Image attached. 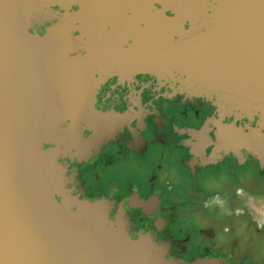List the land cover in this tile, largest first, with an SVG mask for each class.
<instances>
[{
	"label": "water",
	"instance_id": "1",
	"mask_svg": "<svg viewBox=\"0 0 264 264\" xmlns=\"http://www.w3.org/2000/svg\"><path fill=\"white\" fill-rule=\"evenodd\" d=\"M136 6L130 0H0V264H178L149 235L132 238L121 216L110 218L106 200L74 195L60 162L73 150L83 154L79 145L97 149L121 118L94 106L114 69L99 67L98 50L108 45L84 24L91 19L96 32L104 31L99 12L120 7L127 14ZM140 6L156 36L152 31L140 45L134 39L127 49L116 44L120 52L146 57L129 64L108 54L113 65L177 79L180 92L246 118L244 126L218 122L215 148H243L264 164V0ZM47 42L57 43L55 57L45 53ZM49 65L53 73L41 91L37 73ZM84 130L91 135L84 137ZM69 135L75 144L66 142Z\"/></svg>",
	"mask_w": 264,
	"mask_h": 264
},
{
	"label": "flooded vegetation",
	"instance_id": "2",
	"mask_svg": "<svg viewBox=\"0 0 264 264\" xmlns=\"http://www.w3.org/2000/svg\"><path fill=\"white\" fill-rule=\"evenodd\" d=\"M130 2L137 4L125 9L132 13L123 14L120 8L116 19L115 28L123 36L120 42L124 49L134 39L138 45L145 44L152 31V37L156 36V28L142 14L140 5L147 0ZM155 7L160 8L158 4ZM166 15L170 13L166 11ZM46 26L48 23L36 33L42 35ZM101 26L106 29L104 34H113L114 25ZM114 42L101 40L103 45ZM98 61L101 69L114 70L100 84L94 106L100 112L119 115V127L97 149L84 150L80 155L73 150L60 158L66 168L67 187L80 199L106 200L110 218L121 216L132 238L149 235L158 245L166 246V256L178 264H233L229 260L233 254L221 257L204 244L220 247L229 241L235 246L238 239L233 237V230L246 224L242 233L245 250L239 258L242 264H256L258 242H264L258 236L264 233V164L243 148H215L218 122L244 126L249 121L222 114L213 100L180 92L177 79L136 71L127 64L113 65L108 54L100 55ZM206 116L210 120L203 125ZM176 118L199 122L202 128L198 132H174L172 122ZM255 121L250 125L254 126ZM83 135L88 137L91 132L84 130ZM180 152H185L187 158L180 159ZM154 156L165 162L162 167L166 169L147 185L139 178L144 171L136 169L135 164L142 161L146 166ZM107 184L112 186L108 188ZM175 194L184 200L178 207L182 212H176V204L173 208L167 205ZM185 210H195L194 216L205 224L197 236L180 234L179 217ZM200 247L206 250L200 251Z\"/></svg>",
	"mask_w": 264,
	"mask_h": 264
},
{
	"label": "rangeland",
	"instance_id": "3",
	"mask_svg": "<svg viewBox=\"0 0 264 264\" xmlns=\"http://www.w3.org/2000/svg\"><path fill=\"white\" fill-rule=\"evenodd\" d=\"M180 111H182V109L180 108ZM206 118V119H205ZM204 118V123L203 125L210 120V118L208 116H206ZM208 118V119H207ZM210 123V122H208ZM172 124H174L173 129L174 132H181L183 130H189V131H195L198 132L202 127H198L199 126V122H197L196 124L194 123H188L186 120L184 119H180V118H176V120H173ZM87 148V146H80L79 145V151L82 152ZM216 150H218L216 148ZM219 151V150H218ZM178 157H180V159L183 158H187L186 157V153L185 152H180ZM159 157L158 156H154L152 158H150V161L147 163L146 166H144L142 161H137L136 162V169H140L143 170L144 173L142 174L141 177H139L140 179L142 178L141 181L145 182L147 185L151 184L152 179H154V175L158 174L161 175L163 174L162 172H164L163 170L166 169V167H162L165 165L164 161L158 160ZM163 159V158H162ZM179 159V160H180ZM161 164V167H159L158 165ZM100 176V175H99ZM158 182V181H157ZM159 183V182H158ZM112 185L107 184V187L110 188ZM90 200H95V199H90ZM180 203H184L183 198H180L178 196V194H175L173 197L170 198L169 202H168V206L172 207L174 206V204H176L177 207H174V209L176 210V212H182V208L181 210L178 208L180 207ZM258 207V206H257ZM173 208V207H172ZM194 212H196L195 210H188L184 213H182V215L179 217V223L178 226L180 227V229L182 230L181 236L188 235L187 233H193L191 236H197L198 233V229L200 227H205L203 221L201 218L195 217ZM170 213H174V211L172 210ZM246 224H240L239 227H237L235 230H233L235 233H233V237H236L238 239L237 244L234 245H230L229 241L222 243V245H220V247L217 246H212V243H205V247L206 248H211L214 249L213 253L220 255L221 257H226L228 255H232L233 258L229 259L230 262L234 261L233 264H242L241 263V259L239 258V256L243 253V251L245 250V244L242 241V233L244 232ZM215 228V227H214ZM196 232V233H195ZM260 237V239L264 238V233L262 232L261 235H258ZM259 246H258V250L256 251L255 254V260H256V264H264V242L259 241L258 242ZM190 247H188L189 249ZM206 248L204 247H200V251H205ZM238 256V257H237ZM240 261V262H238ZM255 264V263H254Z\"/></svg>",
	"mask_w": 264,
	"mask_h": 264
},
{
	"label": "bare ground",
	"instance_id": "4",
	"mask_svg": "<svg viewBox=\"0 0 264 264\" xmlns=\"http://www.w3.org/2000/svg\"><path fill=\"white\" fill-rule=\"evenodd\" d=\"M113 1L118 3V0H113ZM131 1H138V0H131ZM119 9H120V7H111V8H107V9L99 12L101 16H100V22L98 23V25H100V26L104 25V24L105 25H109V24L114 25L113 34H104L103 29H102V31L96 32V28L95 27L92 28L91 25L89 24L91 19L89 20L88 23L86 22L84 24V28L90 34L99 37L98 40L107 39L110 41L111 40L116 41L115 43L107 44L108 50L107 49L103 50L102 49L103 46L100 47L101 49H100V51L98 50L97 56H100L102 54H111V55L116 54L117 56H115V57H116L118 62L129 63V64L138 63L146 57L145 53H142L140 51H135V50L130 51L128 53H123V52L118 51V49H116V47H117L116 44H118L123 39V36L121 35V33L117 30V28H115L116 27L117 12ZM88 12H90V9L88 10ZM95 13L96 12H90V14H91L90 16H92V14H95ZM92 17L94 18V16H92ZM99 30H100V28H99ZM97 31H98V29H97ZM56 45H57V43H55V42H53V43L47 42L43 45V49L48 56L53 57L54 51L56 50V48H55ZM52 73H53V65H49L48 67H44L42 70H40L37 73V75H39L40 78L44 79L43 85L40 88L41 91L47 90L48 87L45 88V81H46L45 79L47 77H51ZM66 142L68 144H75L74 139L72 137H70V135H69V138L66 140Z\"/></svg>",
	"mask_w": 264,
	"mask_h": 264
}]
</instances>
